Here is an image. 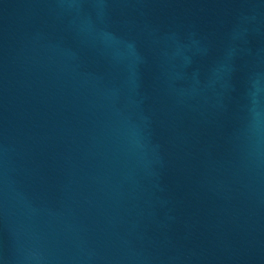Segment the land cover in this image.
<instances>
[{"label":"water","instance_id":"95a60500","mask_svg":"<svg viewBox=\"0 0 264 264\" xmlns=\"http://www.w3.org/2000/svg\"><path fill=\"white\" fill-rule=\"evenodd\" d=\"M0 264H264V0H0Z\"/></svg>","mask_w":264,"mask_h":264}]
</instances>
